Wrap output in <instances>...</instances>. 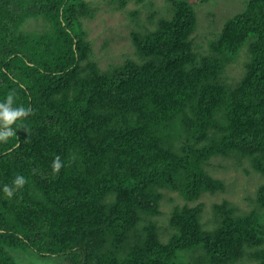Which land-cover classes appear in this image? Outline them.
Segmentation results:
<instances>
[{
	"label": "trees",
	"instance_id": "trees-1",
	"mask_svg": "<svg viewBox=\"0 0 264 264\" xmlns=\"http://www.w3.org/2000/svg\"><path fill=\"white\" fill-rule=\"evenodd\" d=\"M170 2L153 28L131 31L135 57L102 69L83 27L88 0H0V103L13 92L14 108L31 109L0 142V264L26 247L62 264H174L185 251L187 264H264V183L259 209L216 202L209 228L200 200L225 190L206 168L213 156L246 157L264 175V0H245L203 51L193 5ZM17 176L27 183L8 198ZM164 188L185 200L166 241Z\"/></svg>",
	"mask_w": 264,
	"mask_h": 264
},
{
	"label": "rangeland",
	"instance_id": "rangeland-1",
	"mask_svg": "<svg viewBox=\"0 0 264 264\" xmlns=\"http://www.w3.org/2000/svg\"><path fill=\"white\" fill-rule=\"evenodd\" d=\"M93 14L83 18V27L93 45V59L102 69L122 63L127 57H135L134 45L131 40L133 29L153 28L159 17L171 14L170 0H130L121 9L115 0H88ZM197 14L198 24L194 32V42L200 44V50H206V43L222 27L224 20L235 14L244 6L245 0H187ZM135 13V14H132ZM154 15H151V14ZM136 15V16H135ZM245 56L240 54L237 62L227 67L224 78L230 83L242 76V61ZM207 170L215 177L225 181V190L215 193H203L200 200L204 202L202 213L203 225L212 227L213 204L224 199L237 207L239 213L252 208L259 209L257 190L264 183V175L253 170L246 157L232 155L228 157L213 156ZM160 202L161 212L155 216L159 226L160 239L166 241L173 229L169 226V216L175 204L182 205L185 200L174 191L162 189ZM192 204V203H191ZM15 264H62L63 256L48 255L40 257L32 248H11ZM191 251L181 252L174 264H187L192 261ZM231 264H254L248 257H242Z\"/></svg>",
	"mask_w": 264,
	"mask_h": 264
},
{
	"label": "clouds",
	"instance_id": "clouds-1",
	"mask_svg": "<svg viewBox=\"0 0 264 264\" xmlns=\"http://www.w3.org/2000/svg\"><path fill=\"white\" fill-rule=\"evenodd\" d=\"M14 103V93L10 92L6 96V100L0 103V142H7L10 137L15 135L12 126L24 117H27L31 113L30 108L13 107ZM63 167L60 156H56L52 163V169L54 173H59L60 169ZM27 183L23 176H17L12 187L8 185L4 186V193L8 198H11L17 189L23 188Z\"/></svg>",
	"mask_w": 264,
	"mask_h": 264
}]
</instances>
